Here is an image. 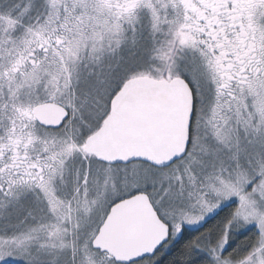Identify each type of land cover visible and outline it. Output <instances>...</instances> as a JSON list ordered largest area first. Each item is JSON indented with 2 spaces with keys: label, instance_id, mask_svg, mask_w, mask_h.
<instances>
[{
  "label": "snow or ice",
  "instance_id": "snow-or-ice-1",
  "mask_svg": "<svg viewBox=\"0 0 264 264\" xmlns=\"http://www.w3.org/2000/svg\"><path fill=\"white\" fill-rule=\"evenodd\" d=\"M0 264H264V0H0Z\"/></svg>",
  "mask_w": 264,
  "mask_h": 264
}]
</instances>
